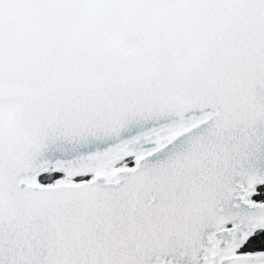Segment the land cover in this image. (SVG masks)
I'll return each mask as SVG.
<instances>
[{
  "label": "snow or ice",
  "instance_id": "snow-or-ice-1",
  "mask_svg": "<svg viewBox=\"0 0 264 264\" xmlns=\"http://www.w3.org/2000/svg\"><path fill=\"white\" fill-rule=\"evenodd\" d=\"M0 264H264V0H0Z\"/></svg>",
  "mask_w": 264,
  "mask_h": 264
}]
</instances>
